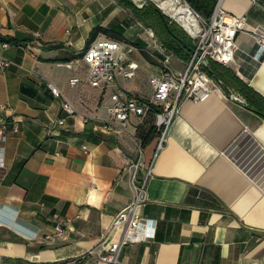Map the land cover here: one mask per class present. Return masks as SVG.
<instances>
[{
	"label": "crops",
	"instance_id": "obj_1",
	"mask_svg": "<svg viewBox=\"0 0 264 264\" xmlns=\"http://www.w3.org/2000/svg\"><path fill=\"white\" fill-rule=\"evenodd\" d=\"M221 6L245 22L234 61L217 66L264 98V0ZM95 27L104 29L96 37L136 46L137 74L116 86L150 97L148 77L162 55L148 44L150 28L116 0H0L1 51L12 61L0 67V264H105L84 252L123 232L110 228L135 194L128 165L140 145L138 121L124 132L96 128L108 93L86 82L81 60ZM171 54L172 66L184 62ZM157 139L140 145L145 202L116 264H264V115L221 84L203 100H180L156 151Z\"/></svg>",
	"mask_w": 264,
	"mask_h": 264
},
{
	"label": "built area",
	"instance_id": "obj_2",
	"mask_svg": "<svg viewBox=\"0 0 264 264\" xmlns=\"http://www.w3.org/2000/svg\"><path fill=\"white\" fill-rule=\"evenodd\" d=\"M132 1L138 7H142L146 3L145 0ZM183 1L179 0V3L187 5L197 19L198 28L194 33L189 32L183 24L168 15L159 4L158 6L171 20L178 22L179 24H177L182 29L184 28L193 40L191 58L182 67L172 66L171 52L158 42L153 31L148 29L147 34L152 42V44L148 43L149 46L162 55L158 69L148 77L152 88L150 97L138 96L116 86L118 77L132 79L137 74L139 63L134 58V53L138 52V49L134 44L107 36L95 37L89 42L81 56V60L86 66V82L90 86L108 93V100L102 104L106 110V116L102 118L101 124L96 128L104 132H124L133 118H136L138 123L141 122L153 104L158 107V111L154 112V125L159 131L157 151L165 141L173 117L178 111L179 101L182 99L203 100L220 87L221 80L209 75L204 67L210 60L223 65L231 64L234 61L237 47L236 34L245 22V16H237L226 11L221 6V0H215L211 16L205 19L186 1ZM258 43L260 49L257 58H260L264 52V39L259 38ZM7 47V42L0 43V67L2 68H6L12 63L1 51ZM67 65L71 66V62ZM78 81L77 77L69 78L71 85ZM50 89L55 95L59 94L56 87L50 85ZM230 97L239 99L231 92ZM63 108L69 115L75 112L68 102L63 104ZM57 123L63 124L64 119L59 118ZM141 164L142 150L139 145L136 160L131 161L128 165L135 194L113 217L110 228L113 231L121 227L122 234L117 239H108L106 236L97 247L87 249L83 256H89L95 261L105 264L117 263L120 249L128 242L126 231L137 228L141 219L139 208L145 202L146 183L145 178L140 182L136 181V170ZM2 165V158H0V166ZM63 230L62 225L56 226L58 235H61ZM146 235H153V231Z\"/></svg>",
	"mask_w": 264,
	"mask_h": 264
},
{
	"label": "trees",
	"instance_id": "obj_3",
	"mask_svg": "<svg viewBox=\"0 0 264 264\" xmlns=\"http://www.w3.org/2000/svg\"><path fill=\"white\" fill-rule=\"evenodd\" d=\"M185 1H187V3L205 19H208L211 16L215 5V0ZM116 2L119 5L128 8L134 14L136 19L139 22L143 23V25L152 28L158 36L159 41L164 47H166V49L170 50L182 61H189V59L191 58V52L193 50V40L175 21L162 14L154 3L146 1V3L142 7H138L132 0H116ZM164 21L168 23L170 31L181 38L188 47L183 46L174 36L171 35V33L165 27ZM100 31H104V29H102L101 27H95L90 32L87 40V45L97 36L98 32ZM134 43L139 47H142L143 45V43L137 41ZM59 45L60 44L58 43L50 45L49 47H56ZM141 53L147 61L153 63V59L145 50H141ZM217 65H219L218 62L210 60L208 62V65L204 67V70L209 75L220 79L222 85L226 89H229V87L234 88L236 91H238V93H240V95H242L246 99L250 107H253L258 113L264 115V98H262L260 94L254 91L246 83L241 81L227 68H221V70H219V67ZM156 111H158V107L152 104L146 116L143 118V120H147L148 118L152 119V123H149L147 127L140 124L137 125L136 134L142 147L145 146L152 137L159 134V131L154 125V112Z\"/></svg>",
	"mask_w": 264,
	"mask_h": 264
},
{
	"label": "bare ground",
	"instance_id": "obj_4",
	"mask_svg": "<svg viewBox=\"0 0 264 264\" xmlns=\"http://www.w3.org/2000/svg\"><path fill=\"white\" fill-rule=\"evenodd\" d=\"M161 8L171 17L178 20L191 33L198 28L195 16L185 4H180L179 0H156Z\"/></svg>",
	"mask_w": 264,
	"mask_h": 264
},
{
	"label": "rangeland",
	"instance_id": "obj_5",
	"mask_svg": "<svg viewBox=\"0 0 264 264\" xmlns=\"http://www.w3.org/2000/svg\"><path fill=\"white\" fill-rule=\"evenodd\" d=\"M183 1V0H182ZM185 1V0H184ZM183 1V2H184ZM187 2V1H186ZM154 3H155V5H158V2L156 1V0H154ZM143 24V23H142ZM145 26V25H144ZM146 27V26H145ZM146 28H150V27H146ZM152 31H153V34H155V37L156 38H158V36L156 35V33L154 32V30L152 29V28H150ZM158 40V42H160L159 41V39H157ZM148 42L149 43H151L152 44V42H151V39L149 38V40H148ZM161 43V42H160ZM139 61V63H142V61H141V59H139L138 60ZM176 64V66H178V67H182L184 64H185V62H182V63H179L178 61H176L175 62ZM133 79V78H132ZM132 79H125L126 81L125 82H130ZM149 123H152V119H150V118H148L147 120L146 119H144V120H142L141 122H139L138 123V125L140 124V125H142V126H148L149 125Z\"/></svg>",
	"mask_w": 264,
	"mask_h": 264
},
{
	"label": "water",
	"instance_id": "obj_6",
	"mask_svg": "<svg viewBox=\"0 0 264 264\" xmlns=\"http://www.w3.org/2000/svg\"><path fill=\"white\" fill-rule=\"evenodd\" d=\"M157 6V8L161 11V13L162 14H164V15H166V16H168L161 8H160V6H158V5H156ZM178 23V22H177ZM179 24V23H178ZM164 25H165V27L167 28V30L171 33V35L172 36H174L183 46H186V47H188L187 46V44L181 39V38H179L176 34H174L173 32H171L170 31V29H169V26H168V23L166 22V21H164ZM184 29V28H183ZM185 30V29H184Z\"/></svg>",
	"mask_w": 264,
	"mask_h": 264
}]
</instances>
